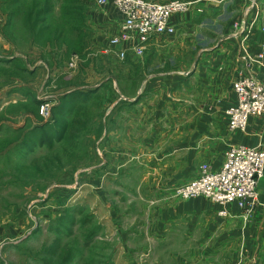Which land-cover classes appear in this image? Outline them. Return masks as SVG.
<instances>
[{"label":"rangeland","instance_id":"obj_1","mask_svg":"<svg viewBox=\"0 0 264 264\" xmlns=\"http://www.w3.org/2000/svg\"><path fill=\"white\" fill-rule=\"evenodd\" d=\"M212 1L221 6L209 14L221 15L223 28L211 37L209 51L228 39L226 32L248 46L233 0ZM247 5L246 13L262 19L254 26L256 36L263 37L264 0ZM103 9L95 0H0V264H229L215 254L201 259L199 246L179 243L184 228L173 233L175 244L160 245L153 242L147 221L142 227L152 207L212 201L179 199L174 187L186 182L172 187L166 180L162 188L168 196H140V189L149 186L140 174L157 178L154 172H161L163 162L156 159L168 150L170 129L184 119L183 109L211 111L222 102L215 98L220 93L213 89L214 95L203 97L195 92L198 78L190 79L197 64L192 66L189 53L178 66L181 83L148 92L145 77L157 70L151 69L147 53H129L125 59L103 54V43L112 35L98 20ZM140 107L150 109L144 116L146 136L153 124L156 132L160 128L153 148L140 149ZM190 118L204 127L205 117ZM212 119L209 145L215 136ZM209 150L213 157L221 151ZM143 154L151 158L144 162ZM206 160L194 157L191 179L205 164L213 169ZM188 166L176 165L178 172Z\"/></svg>","mask_w":264,"mask_h":264},{"label":"crops","instance_id":"obj_2","mask_svg":"<svg viewBox=\"0 0 264 264\" xmlns=\"http://www.w3.org/2000/svg\"><path fill=\"white\" fill-rule=\"evenodd\" d=\"M154 1L164 2L168 0ZM247 1L249 2L250 0H233V3L236 4L235 9L238 14H242L238 15L243 17V21H239V26H246L242 36L249 38L248 46L242 47L241 38L233 36L231 38L230 34L226 32L225 36H228V39L209 51L208 46L212 45L210 40L215 41L211 37L216 36L215 32L218 31V27L221 26L223 28L220 23L222 21L221 15L209 14L215 13L218 10L217 8L221 6L219 2L212 0H202L187 15L173 16L172 22L177 27L173 36L154 35L149 40L145 53H147L148 60L150 59L149 64L152 62L150 65L151 69H156L157 71L145 77L143 86L148 92L152 94L161 91L162 86H168L172 82L181 83L183 72L178 70V66L181 65L180 60L183 59L182 61L184 62V57L189 53V58L193 59L191 60L192 66H194L195 62L197 64L193 77L190 79L191 83H193L195 82L193 79L198 78V82L195 83L199 86V89L195 90V92L209 97V95H214L216 92L209 90L218 89L220 94L219 96L215 95V98L220 97L222 102L219 107L211 111L206 106L195 109L185 107L183 109L184 121H179L178 124L172 126L169 135L171 141L168 144L169 148L166 153L156 159L158 163L163 162L158 165L161 172L159 170L158 173L154 172L157 174V178H152L150 173L140 174L141 181L146 180L145 183L149 185L140 189V196L162 194L168 196L169 190L162 188L164 184L162 182L166 180L165 184L173 187L179 182H187L191 179L194 157L207 158L206 161L212 163L214 165H211L213 169L217 170L221 167L225 153L230 147L239 144L254 148L264 146V120L252 118L245 132L231 133L225 115L227 108L235 101L232 83L236 72L239 68H243L246 73H252L247 56L255 59L258 54L264 52V36H256V26H254L255 20L262 19L259 15L246 13L251 7V5H247ZM104 8L98 20L104 22L106 30L110 29L112 33L110 38H112L119 31L123 15L111 4L104 6ZM109 42L108 40L103 45L108 47ZM103 45L100 44L99 46ZM162 56L165 57L162 59ZM148 60H146V63ZM156 60H159V62H156ZM144 62L142 64H145ZM166 66L169 67L168 72L163 70ZM256 69L257 76L264 78V61L257 63ZM215 83L216 86L214 85ZM225 98L226 100H223ZM143 100L144 98L140 100V105ZM205 104L203 102L202 106ZM160 111V109H157L158 115H160ZM173 111L175 112L174 115H176L177 110L174 109ZM179 112H182L181 109ZM148 114H150V109L140 107V120H138V123H140V149H144V147L153 148L155 147V140H160V128L156 132V125L154 124L152 133L146 136L144 116ZM198 114L200 117H205L204 127L199 126L201 123L195 125L190 118ZM209 116L213 117L212 120H214L215 124L212 130L215 136L210 145L208 144L210 142ZM218 119L221 121H216ZM157 127H160V125ZM163 142L165 143V140ZM210 146L221 149V151H218L220 152L219 155L213 157L211 155L212 152L209 150ZM144 156V154L143 156L141 155L140 159ZM165 156H168V159H165ZM148 157L151 158L148 155L142 158L144 162H146ZM178 163L188 164V170L185 168L178 172L176 167ZM164 164L169 166L165 167L164 169L166 170L162 172L164 169L160 167H164ZM170 165H173L172 168ZM259 191L261 205L258 206L248 222L243 221L240 216L241 211L237 209L236 205L228 206L231 215L227 219V217L224 218L218 215L222 206L196 200L152 207L148 211V220L142 221V227H146L144 223L147 221V227H150L149 232L153 234V242L160 245L163 243L175 244L177 237L173 233L175 234L181 228H184V235L179 243L199 246L201 254H204L201 259H204V256L205 259H209L210 255L215 254L213 256H216L218 261L228 260L229 264H264V178L259 184ZM143 211L145 212V206ZM168 227L171 230L169 234L166 231L162 232ZM199 228L201 229L200 234L194 231V229L198 231ZM188 249H190V253L193 251L191 247ZM189 258H192V253Z\"/></svg>","mask_w":264,"mask_h":264},{"label":"built area","instance_id":"obj_3","mask_svg":"<svg viewBox=\"0 0 264 264\" xmlns=\"http://www.w3.org/2000/svg\"><path fill=\"white\" fill-rule=\"evenodd\" d=\"M201 1L95 0L102 7L113 5L123 15L119 31L109 40L103 54L112 52L120 59H125L129 53L144 55L154 35L176 33L173 16L188 14ZM247 60L252 73L238 69L232 83L235 101L225 111L231 131L245 132L252 118L264 120V78L256 74V64L264 61V52L255 59L247 56ZM263 178L264 146L254 148L239 144L226 151L219 169L203 165L197 177L174 187L173 196L179 199L204 197L222 206L218 212L221 217L229 214L228 206L236 205L247 220L261 205L259 184Z\"/></svg>","mask_w":264,"mask_h":264}]
</instances>
